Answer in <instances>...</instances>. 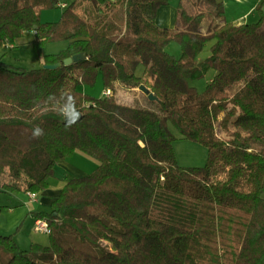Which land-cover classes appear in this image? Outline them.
I'll return each mask as SVG.
<instances>
[{"label": "trees", "instance_id": "1", "mask_svg": "<svg viewBox=\"0 0 264 264\" xmlns=\"http://www.w3.org/2000/svg\"><path fill=\"white\" fill-rule=\"evenodd\" d=\"M82 1L0 0V44L33 31L41 61L27 70L0 59V190H46L76 151L99 162L35 213L49 224V245L25 250L0 234V264H264V0L259 20L240 25L222 0H181L174 29L156 24L166 0H88L84 14ZM61 2L60 19L43 22L42 11ZM116 7L121 20L107 18ZM60 40L67 48L39 53ZM172 42L180 57L166 50ZM211 69L205 90L190 84ZM99 81L110 95L84 91ZM142 85L157 100L118 99ZM172 128L208 148L204 166L179 164Z\"/></svg>", "mask_w": 264, "mask_h": 264}, {"label": "rangeland", "instance_id": "2", "mask_svg": "<svg viewBox=\"0 0 264 264\" xmlns=\"http://www.w3.org/2000/svg\"><path fill=\"white\" fill-rule=\"evenodd\" d=\"M166 1L167 4L163 6H174L175 9L177 10L181 0H171L172 3H170L169 0ZM191 2L192 1L189 2L186 1V4L188 6L187 8L190 11H193L194 8H192V6L190 7ZM201 6L205 7L206 9L208 8L210 9V4L202 3ZM91 7H93L92 3L88 0H84L79 5V11L84 14L85 9L89 10ZM243 7L248 9L249 2L246 0L243 1ZM63 10L64 9L61 7L43 10L41 14L42 21L43 22L57 21L58 19H60ZM161 16L162 18L164 17L163 14H161ZM254 16L252 14L249 15L250 23L256 21L254 20L255 19ZM111 17H116V18L118 17V19L121 20L122 12L119 7H116V9H113L112 11L108 12L107 18H111ZM210 19L211 17L206 19L203 25V30L207 28ZM34 38H35V32L27 31L23 34L22 37L18 38L13 45L8 44L3 46L0 44V59L3 58V60L8 64H11L15 67L25 68L27 70L39 68L41 65L40 64L41 61L36 49L32 44V40ZM93 40L96 47H101L102 45H104L103 40L96 34L94 30H93ZM212 44L213 41L208 42L207 46L200 55L201 59H205L210 55L211 53L210 47ZM67 46H68V41L66 40L49 42L46 43L44 47H42L39 50V53L41 55L56 54L67 48ZM166 50L176 57H180L182 55L181 46L176 42L170 43L167 46ZM143 70H144V66L140 65L137 72L141 74ZM215 73L216 71L214 69H211L206 74L205 77L200 79H193L190 80L189 82L199 91H203L205 90L207 84L211 81ZM84 88H85L84 91L89 94L95 96L101 95L99 86H96L95 88H90V87H84ZM139 91H134L129 88L123 87L122 89H120V94L118 95V99L124 103L146 105L147 102L144 99V97L145 98L147 97L146 95H143V93L141 94V92ZM172 129L178 136V139L174 141L173 145L179 164L185 167L204 166L208 159V148L198 142L180 138L181 135L177 132V130L175 128ZM76 154L87 155L82 151H76ZM78 157L79 156H77L76 158ZM88 157L92 158L91 156ZM73 177L76 176H74V174H72L71 172L66 171L65 178L60 180L57 179V177L54 178L53 176L49 179V184L53 186L55 185V182H58V184L64 186V184ZM41 196L42 193L38 194V197ZM41 206L42 204L37 201L35 202L30 201L29 196L24 192L11 194L0 190V234L3 235L13 234L19 245L22 248H25V250H29L32 242L40 243L43 245H49L50 235L43 231H39L36 228L37 216L35 215V213L36 211H42V210L50 211L51 208L47 206H44L42 208Z\"/></svg>", "mask_w": 264, "mask_h": 264}, {"label": "crops", "instance_id": "3", "mask_svg": "<svg viewBox=\"0 0 264 264\" xmlns=\"http://www.w3.org/2000/svg\"><path fill=\"white\" fill-rule=\"evenodd\" d=\"M169 1L170 3H172L171 0ZM222 1L225 4L226 18L228 21H231L236 25L250 23V18H249L250 14H252L253 16L255 15L254 16L255 18L254 20H256L255 22L259 20V13L256 9V5L259 2V0H246L249 2L248 9L243 7V1L245 0H222ZM177 10L175 9L174 6H161L157 12L156 24L161 28L163 27L172 28V29L175 28L177 21ZM161 14H163L164 16L163 18ZM97 86H99L100 88V92H101L100 96H103L105 92V88L102 85V81H99ZM139 90L135 89V91H139ZM139 92L142 91L140 90ZM119 94H120V90L118 95ZM77 156L79 157L76 158ZM98 164L99 162L94 158H90L84 154L75 153L72 157L59 162V164L55 168L54 178L57 177V179L62 180L66 176V171L71 172L76 177H83L88 175L90 172H92L98 166ZM63 187L64 186L58 184V182H55V185L53 186L49 184V187L46 190L38 193V194L42 193V196L38 197L37 202L42 204L41 206L42 208L44 206L51 208L53 201L60 195ZM26 194L28 195V193Z\"/></svg>", "mask_w": 264, "mask_h": 264}, {"label": "water", "instance_id": "4", "mask_svg": "<svg viewBox=\"0 0 264 264\" xmlns=\"http://www.w3.org/2000/svg\"><path fill=\"white\" fill-rule=\"evenodd\" d=\"M263 10H264V8H263ZM84 58H86V55L84 53H80V54H77V55H74L72 57H68V58L64 59L63 62H57L55 64L45 65L44 67L47 69H57V68L62 67L63 65H70V64L77 62V61L84 59ZM139 89L142 92L148 94V96L151 100H157V98L154 96V94L150 93L149 89L147 87H145L144 85L140 86ZM80 117H81V113H75V114H72L70 116H67L65 121H66V123H74Z\"/></svg>", "mask_w": 264, "mask_h": 264}, {"label": "built area", "instance_id": "5", "mask_svg": "<svg viewBox=\"0 0 264 264\" xmlns=\"http://www.w3.org/2000/svg\"><path fill=\"white\" fill-rule=\"evenodd\" d=\"M66 3L65 2H61L59 3V6L61 8H65L66 7ZM104 94L106 95H110L111 94V90H106L104 92ZM28 196L30 198L31 201H37L38 200V194L37 193H32V192H29L28 193ZM36 228L39 230V231H43L45 233H49L50 232V227H49V224L46 220H41V219H37L36 220Z\"/></svg>", "mask_w": 264, "mask_h": 264}, {"label": "clouds", "instance_id": "6", "mask_svg": "<svg viewBox=\"0 0 264 264\" xmlns=\"http://www.w3.org/2000/svg\"><path fill=\"white\" fill-rule=\"evenodd\" d=\"M35 135H40V130L37 129L36 132L34 133Z\"/></svg>", "mask_w": 264, "mask_h": 264}]
</instances>
